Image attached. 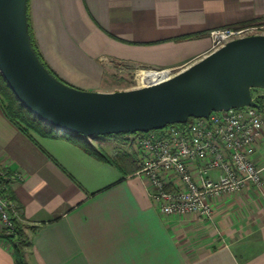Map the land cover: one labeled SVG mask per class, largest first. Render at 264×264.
Masks as SVG:
<instances>
[{
	"label": "crops",
	"instance_id": "crops-1",
	"mask_svg": "<svg viewBox=\"0 0 264 264\" xmlns=\"http://www.w3.org/2000/svg\"><path fill=\"white\" fill-rule=\"evenodd\" d=\"M28 9L47 64L89 90L112 62L176 71L210 51V30L264 18V0H28ZM253 159L264 180V125ZM0 170L29 264H264V182L211 196L210 219L163 214L138 170L122 173L66 137L33 139L1 103ZM176 188L170 173L167 189ZM0 264H15L2 237Z\"/></svg>",
	"mask_w": 264,
	"mask_h": 264
},
{
	"label": "water",
	"instance_id": "water-1",
	"mask_svg": "<svg viewBox=\"0 0 264 264\" xmlns=\"http://www.w3.org/2000/svg\"><path fill=\"white\" fill-rule=\"evenodd\" d=\"M28 0H0V72L34 115L66 133L147 132L212 111L260 107L264 33L229 40L167 76L112 91L76 87L50 72L32 45Z\"/></svg>",
	"mask_w": 264,
	"mask_h": 264
},
{
	"label": "built area",
	"instance_id": "built-area-1",
	"mask_svg": "<svg viewBox=\"0 0 264 264\" xmlns=\"http://www.w3.org/2000/svg\"><path fill=\"white\" fill-rule=\"evenodd\" d=\"M258 29V25L212 29L210 50L237 37L264 33ZM253 95L257 100L264 90L255 89ZM263 125L264 111L245 106L212 111L208 117H192L186 123L169 124L159 130L133 133L138 145L137 173L149 179L148 194L161 213L193 212L210 219L214 213L211 196L238 190L247 181L262 189L263 168L256 165L253 156ZM194 165L199 169L198 177L192 172ZM212 171L218 172L217 177L211 175ZM170 173L177 179L175 190L167 189ZM0 175L8 179L3 170ZM21 219L16 202L0 191V236L13 234L16 221Z\"/></svg>",
	"mask_w": 264,
	"mask_h": 264
},
{
	"label": "trees",
	"instance_id": "trees-1",
	"mask_svg": "<svg viewBox=\"0 0 264 264\" xmlns=\"http://www.w3.org/2000/svg\"><path fill=\"white\" fill-rule=\"evenodd\" d=\"M28 20H29V32L31 35L32 45L35 48L38 56L49 68L50 72L61 79V77L47 64L44 60L41 52L39 51L32 26L30 23L29 9L27 7ZM252 22H255L252 21ZM250 22V23H252ZM249 24V23H246ZM242 24V25H246ZM241 25V26H242ZM257 101L260 104V109L264 111V95L257 97ZM0 103L4 109L6 115L18 125V127L31 138L35 139V136L60 138L66 137L74 143L78 144L85 151L95 156L100 161L109 163L118 168L122 173H130L139 169L137 160L133 155L130 154H118L116 156L109 155L103 148H100L91 143L87 137L82 135H76L72 133H66L61 129H58L34 115L29 109H27L22 103L15 97L14 93L10 89L7 81L0 72ZM159 130V129H157ZM137 133V132H136ZM140 133V132H139ZM130 133H119V134H106V135H95L94 138L115 136L121 137ZM0 191L4 197L11 198L16 202V198L8 186V179L0 175ZM17 204V202H16ZM18 205V204H17ZM19 206V205H18ZM17 235H1L0 237L6 239L13 250L15 264H29L26 259V246L30 243L29 237L21 229V223L16 221Z\"/></svg>",
	"mask_w": 264,
	"mask_h": 264
},
{
	"label": "rangeland",
	"instance_id": "rangeland-1",
	"mask_svg": "<svg viewBox=\"0 0 264 264\" xmlns=\"http://www.w3.org/2000/svg\"><path fill=\"white\" fill-rule=\"evenodd\" d=\"M246 25H258L259 26L258 30L264 32V18ZM246 25H242V26H246ZM260 26H262V28ZM142 70H145L144 67H136L118 61L112 62L105 67L102 81L98 86L99 88L95 90L112 91V90L127 89V88L141 86V83L144 84L141 78ZM63 80L66 81V79ZM88 140L93 144L95 143L94 145L103 148L111 156H116L122 153L133 155L139 165L138 145L135 142L133 133L123 135L121 137H115V136H106V137H98V138L90 137L88 138ZM101 144L103 145L101 146ZM22 225H21V229L23 230L24 227ZM14 234L17 235V230L14 232Z\"/></svg>",
	"mask_w": 264,
	"mask_h": 264
},
{
	"label": "bare ground",
	"instance_id": "bare-ground-1",
	"mask_svg": "<svg viewBox=\"0 0 264 264\" xmlns=\"http://www.w3.org/2000/svg\"><path fill=\"white\" fill-rule=\"evenodd\" d=\"M170 72H159L156 70L151 69H145L141 71V78L144 84H147L149 82H153L155 80H158L160 78H163L164 76H167ZM141 83V85H144Z\"/></svg>",
	"mask_w": 264,
	"mask_h": 264
}]
</instances>
